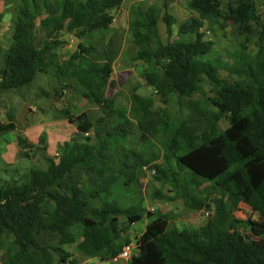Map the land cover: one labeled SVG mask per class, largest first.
<instances>
[{
	"label": "trees",
	"instance_id": "trees-1",
	"mask_svg": "<svg viewBox=\"0 0 264 264\" xmlns=\"http://www.w3.org/2000/svg\"><path fill=\"white\" fill-rule=\"evenodd\" d=\"M124 1L17 0L12 43L7 50L0 46V94L27 88L39 74L51 73L60 82H76L84 98L109 113L94 122L85 112L61 110L57 118L77 132L59 146V156L54 160L44 154L45 169L32 168L22 180L0 185V239L8 236L14 247L8 250V264H79L64 248L78 240L82 255L116 258L131 243L132 226L145 216L134 189L144 169L170 187L172 197L157 193L163 200L179 199L195 211L209 209L200 190L209 183L221 197L212 201V216L193 228H180L166 213L147 212L138 254L128 264H264V0H236L225 8L224 0H188L195 15L179 25L177 34L194 38L166 43L159 23L172 36L176 18L154 5L133 10L129 31L139 48L134 60L146 65L145 80L162 104L173 101L188 112L174 120L152 111L148 97L133 95L126 110L91 88L93 76L112 75L121 53L122 38L107 35L115 20L112 11ZM218 22L235 26L239 44L232 63L210 62L237 77L234 81L195 66L214 49L205 24ZM62 32L80 39L97 34L100 47L80 42L78 55L60 62L55 50L65 43L59 39ZM204 82L214 96L203 91ZM221 116L229 120L225 128ZM17 129L9 116L8 123H0V136ZM134 129L143 149L131 146ZM158 140L163 141L161 163L147 149ZM46 141L42 135L37 147L25 138L19 144L22 152H45ZM26 152L31 158L32 151ZM240 204L256 212L258 220L237 218Z\"/></svg>",
	"mask_w": 264,
	"mask_h": 264
},
{
	"label": "rangeland",
	"instance_id": "rangeland-1",
	"mask_svg": "<svg viewBox=\"0 0 264 264\" xmlns=\"http://www.w3.org/2000/svg\"><path fill=\"white\" fill-rule=\"evenodd\" d=\"M8 2H12V4L6 6L4 1H0V13H3V16L0 17V46L4 50H7L12 43L17 0H8ZM165 2L168 4V7L164 6ZM235 2L236 0H224L223 6L225 8L228 4H235ZM187 4L188 0H125L118 9H114L112 14L115 20L112 32L107 35V39L112 37L114 33H118V36L122 38V50L114 63L113 73L109 78L92 77V90L101 99H112L117 106L126 110L130 109L131 98L135 95L138 98H150L152 100L151 110L154 112L161 110L165 118L174 120L179 117H186L188 112L186 110L179 111L173 101H170L168 104H162L160 98L155 94V90L147 84L144 77L146 65L140 61L134 60L135 54L139 51V48H137L133 42L129 26L134 18L133 10L137 6H142L144 9H147L149 6L154 5L158 8H162L163 12H168L176 18L172 36L167 34L165 24L162 21L159 23L160 38L163 42L166 43L179 39L184 41L192 40L194 38L192 35L179 36L177 34L179 25L186 19L195 15V13L188 8ZM39 24L40 22L38 21L37 28H39ZM203 31L206 34V38L214 42V49L210 55L206 56L201 61L197 60L195 66L219 78L230 81L237 80V77L229 75L226 70L219 69L210 62L219 58L222 61L221 64L232 63L230 56L239 44L237 43L238 38L235 26H232L231 23H228L226 27H223L220 22L207 23ZM38 35L42 36V34ZM59 39L65 42L55 50L59 55L60 62L77 56V47L80 42L87 45L92 42L96 47H100L101 41L100 36L97 34L91 39H80L74 34H67L65 32L60 33ZM202 89L207 96H214L211 91L212 87L208 82L203 83ZM56 91H58V93H56ZM194 98L201 99V95L195 94ZM63 109L70 110L74 115L85 112L94 122L107 116L109 113L104 106L95 105L84 98L76 82L68 80L60 82V80L56 79L51 73L39 74L34 83L27 88L1 93L0 123H8L9 116H14L18 130L1 135L0 148L9 145L13 140L15 141L17 137L19 143L21 139L24 138L21 130L27 128V126H34L32 131L36 134L41 131L40 136L45 135L47 138L48 135H53L50 137V140L51 146L54 145L56 140L54 133L57 132V121L60 120L57 117ZM130 117H132V115H130ZM220 125L223 128L227 127L229 125L228 118L221 116ZM90 135H92V133ZM80 139L84 142V137H80ZM162 142V140H158V142L153 144L154 146H152V148L147 147L148 151L155 152V154L159 155V163L165 160L162 154ZM131 144V146L135 148L143 149L140 144L138 131L135 129L131 134ZM30 151H32L31 158H28L27 152H11V160L9 164H7L2 159V151L0 149V185L22 180L23 176L32 168H46L47 162L44 159L46 151H40L37 148H33ZM55 151L56 152L52 153L50 156V158L54 160L56 159L57 153L56 147ZM205 188H207V191ZM134 189L136 190V197L142 199L141 202L146 209L143 220L133 225L129 231L131 242L134 244L138 242L139 236L145 230L149 222L148 216L146 215L147 212L166 213L173 218V222L180 228H193L205 222L202 213L209 210L213 211V199L221 197V194L216 189L212 188L209 183L200 188V190L205 191L202 196L208 197L210 201L208 202L210 204L209 209L204 208L200 211H195L187 208L179 199L175 201L163 200L158 196V192L168 197H172L173 194L169 193V186H163L154 179V172L150 169L138 171ZM130 196L133 198L134 195L131 193ZM234 214L237 218L243 220H258L259 218L258 214L245 204H240L235 209ZM74 231L76 232L75 229ZM79 242L80 240L75 244L64 246L66 251L70 252L73 258L78 260L79 264H128L130 262L129 260L114 263L112 260L101 261L98 259H91L79 252ZM11 243L12 239L6 235H3L0 239V264H8V250H14ZM50 243L55 244L56 241L51 240Z\"/></svg>",
	"mask_w": 264,
	"mask_h": 264
},
{
	"label": "crops",
	"instance_id": "crops-1",
	"mask_svg": "<svg viewBox=\"0 0 264 264\" xmlns=\"http://www.w3.org/2000/svg\"><path fill=\"white\" fill-rule=\"evenodd\" d=\"M57 125V132L54 133L56 140L54 142L53 148L51 146V140L50 137L53 135H48L47 137V141H46V155L47 156H51L52 153H55V147L57 152L59 151L58 148L60 145H62L64 142L69 141L73 135L77 132L76 127L69 123L67 120L65 119H60ZM54 124V123H53ZM52 124V125H53ZM34 126H27V128H23L21 130V133L23 135V137L29 142V144H32L33 146H39V141H40V132H37V134L32 131ZM18 130V129H17ZM2 151V159L5 163L9 164L10 160H11V152L14 153H22V149L20 144L18 143V137L15 139V141L13 140V142H11L9 145L4 146L3 148H0ZM26 151H30L29 150H25L23 151V153H25Z\"/></svg>",
	"mask_w": 264,
	"mask_h": 264
},
{
	"label": "built area",
	"instance_id": "built-area-1",
	"mask_svg": "<svg viewBox=\"0 0 264 264\" xmlns=\"http://www.w3.org/2000/svg\"><path fill=\"white\" fill-rule=\"evenodd\" d=\"M59 156L58 153H56V158ZM204 219H208L212 216L213 212L211 211H205L202 213ZM138 254V242L134 244L133 242L127 244L121 253L112 260V262L117 263L119 261H129L131 260L134 256Z\"/></svg>",
	"mask_w": 264,
	"mask_h": 264
}]
</instances>
